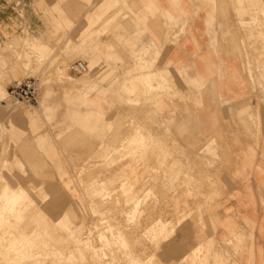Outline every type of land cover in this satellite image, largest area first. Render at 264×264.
Segmentation results:
<instances>
[{"label": "crops", "instance_id": "obj_1", "mask_svg": "<svg viewBox=\"0 0 264 264\" xmlns=\"http://www.w3.org/2000/svg\"><path fill=\"white\" fill-rule=\"evenodd\" d=\"M28 37L35 47L25 44ZM9 44L37 52L78 48L90 75L78 76L89 84L78 87V115L100 141L136 112L131 97H155V129L169 126L177 135L185 128L188 151L217 150L219 158L210 163L219 172L208 173L204 161L196 180L203 187L222 183L230 194L219 210L220 242L226 239L231 255V233L245 230L240 261L264 264V0H0V49ZM155 76L164 79L166 93L149 89ZM13 77L18 79H0V120L16 126L3 132L17 134L26 131L22 124L56 113L58 106L50 103L55 93L45 90L40 109L14 107L9 91L25 73L19 69ZM230 208L234 213L226 212Z\"/></svg>", "mask_w": 264, "mask_h": 264}, {"label": "rangeland", "instance_id": "obj_2", "mask_svg": "<svg viewBox=\"0 0 264 264\" xmlns=\"http://www.w3.org/2000/svg\"><path fill=\"white\" fill-rule=\"evenodd\" d=\"M24 42L36 46L29 37ZM43 49L49 51L12 44L0 49V79L12 82L21 69L24 80L38 79L40 100L52 90L50 103L58 106L56 113L22 124L26 131L17 134L3 132L16 126L0 120V264H250L240 261L245 230L231 233V255L226 239L220 242L219 210L230 194L222 183L203 187L196 180L204 161L208 173L219 172L210 163L218 151H188L185 128L177 135L169 126L155 129V97H131L136 112L100 135L110 137L106 143L100 141L95 127L78 115L81 87L59 71L85 76L71 69L85 57L75 46ZM150 81L152 91L169 89L163 78ZM165 141L180 148H167ZM41 206L51 212L39 213Z\"/></svg>", "mask_w": 264, "mask_h": 264}, {"label": "built area", "instance_id": "obj_3", "mask_svg": "<svg viewBox=\"0 0 264 264\" xmlns=\"http://www.w3.org/2000/svg\"><path fill=\"white\" fill-rule=\"evenodd\" d=\"M72 71L84 75L88 72L85 62L79 61L71 67ZM11 103L16 107L35 108L40 101L41 85L38 79H27L10 89Z\"/></svg>", "mask_w": 264, "mask_h": 264}, {"label": "bare ground", "instance_id": "obj_4", "mask_svg": "<svg viewBox=\"0 0 264 264\" xmlns=\"http://www.w3.org/2000/svg\"><path fill=\"white\" fill-rule=\"evenodd\" d=\"M60 71V73H61V77H65L66 79H67V81H68V83L69 84H71V85H76V86H80V87H85L86 85H89V84H86L87 83V80L85 81V83L82 81V80H80V79H82V78H74L73 76H71V75H69L68 74V72H67V68H65V69H60L59 70ZM89 72H87V73H85L84 75L86 76V74H88ZM84 76V77H85ZM88 76V75H87ZM148 76V75H147ZM89 78H90V76H88ZM87 77V78H88ZM86 78V77H85ZM154 78V81H155V78H156V76L155 77H153ZM65 83H67V82H65ZM89 83V82H88ZM153 83L154 82H152V81H148V85L152 88H154V86H153ZM68 84V85H69ZM72 87V86H71ZM163 87V86H162ZM204 154V153H203ZM198 207V206H197ZM136 211V210H135ZM198 212V211H197ZM135 214V213H134ZM181 214V213H180ZM182 214H183V212H182ZM128 215V214H127ZM133 215V214H132ZM3 216V215H2ZM129 216V215H128ZM131 216V215H130ZM132 217V216H131ZM197 220V219H196ZM84 221V220H83ZM93 221V220H92ZM91 224V223H90ZM97 224V223H96ZM105 226V225H104ZM198 228V227H197ZM86 231V230H85ZM100 231V230H99ZM102 231V230H101ZM196 233H198V232H196ZM85 235V234H84ZM17 237V236H16ZM107 253V252H106ZM211 261V260H210ZM44 264V263H43Z\"/></svg>", "mask_w": 264, "mask_h": 264}]
</instances>
